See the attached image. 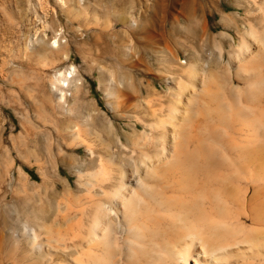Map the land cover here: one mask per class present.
I'll return each mask as SVG.
<instances>
[{
	"label": "bare ground",
	"instance_id": "6f19581e",
	"mask_svg": "<svg viewBox=\"0 0 264 264\" xmlns=\"http://www.w3.org/2000/svg\"><path fill=\"white\" fill-rule=\"evenodd\" d=\"M100 1L52 0L49 19L76 21L79 32ZM186 1L200 22H187L183 65L173 46L165 57L166 109L154 107L163 95L144 79L151 64L141 48L124 98L114 77L102 76L106 110L88 98L74 65L58 72L54 133L20 121L33 147L20 137L7 144L14 137L4 136L0 112V264H264V0ZM118 20L130 35L138 28L131 13ZM45 23L28 31L17 58H67L64 27L48 36ZM6 62L0 54V76ZM8 93L0 88L2 104ZM131 100L127 133L107 112Z\"/></svg>",
	"mask_w": 264,
	"mask_h": 264
},
{
	"label": "rangeland",
	"instance_id": "374dc122",
	"mask_svg": "<svg viewBox=\"0 0 264 264\" xmlns=\"http://www.w3.org/2000/svg\"><path fill=\"white\" fill-rule=\"evenodd\" d=\"M39 3L41 5H39ZM184 5L185 8L183 9ZM40 7L43 8L41 9ZM52 7H54L52 0H39L38 2L37 0H0V54L6 57L7 60L4 65L5 68L3 67L4 76H0V88H7L9 90L8 95L5 96L6 102L2 104L0 101V112L4 113V116L7 118L4 136H7V138L10 136L14 137V141H11L10 139L7 141V144L10 147L13 146V142L14 145L17 146L18 137L21 138L20 141H22L26 147H33V140L30 139L32 135L28 133L30 132V128H28L27 125L29 124L28 122L33 123V120V124L36 122L38 124L35 125L39 126L41 129L45 128L43 131L44 134L46 132H49V134L54 133L55 124L51 121H55L54 117L56 116L55 114H57V109H55L56 91L51 86V80L55 77L58 79L56 76L58 75V72L68 68L70 65H74L79 74H81L80 79L89 92L87 95L88 98L91 100L94 99L93 101H98L100 107L106 110V102L103 97V89H105L106 86L105 79L109 76L112 78L114 77L113 80L115 83L117 81L115 89H117L122 95V98H124L123 93L128 90V86L134 83V79L131 78L132 80L130 81L129 77L135 76L138 68H141L139 66L135 68L133 65L137 60L136 55L141 48L146 49L143 51L145 55L144 57H147L145 60L151 64V67L148 66V68H151L148 69V71H152H146L144 73V79L151 82L150 85L152 88H154L155 91L157 90L156 92L160 95H163L161 98L162 100L160 101L161 103L159 102L160 104L154 105V107L161 108L162 110L166 109L167 86L164 83V79L167 78V59L165 57L170 56L168 52L173 46L175 48H173L170 53H174L175 57H178L179 64H181L180 58L182 60L186 58L182 46H184L185 34L187 32V22L193 17L194 19H191V21H193V27L195 29L199 27L197 24L200 22V15L197 9H195L196 11H192L190 17L188 15V10H186V0H175L174 3L173 0H101L99 3L91 5L86 10L87 25L84 24L81 31L74 32L71 30V27L75 29V27L78 26L76 21H74V25L71 26L64 18L62 21L49 19L50 16L48 14L51 13ZM224 9L227 12L234 10L231 7H224ZM42 10L45 12L44 15L41 12ZM180 10L187 12V15L185 16V13ZM95 11L97 12L95 13ZM129 13L136 15L138 23V28L133 35L128 33L127 28L122 22L119 20L117 22L114 21L115 19L129 15ZM95 14L97 15V18H95ZM175 17L177 18L176 21ZM218 18L219 16H215L210 21V30L212 32L218 30V27H216V19ZM47 20L50 22L49 25L51 24L47 27L48 29H45V33H48V36L51 35L53 29L59 28V26L64 27L66 31L65 37L63 38V40H66V49L64 52L67 53V58H59L60 52L52 53L56 55H54V57L52 54H49L48 56L46 55L44 58L30 54L32 55L31 57L17 58L18 53L23 54L24 52V45L26 43L25 41L28 36V31H31L36 27L42 29ZM106 21L110 23V28L102 27L106 25ZM96 22L101 24L95 25ZM36 24L38 26H36ZM195 38L196 37L194 36V44L200 48V39L198 37L197 40H195ZM175 41L180 43H174ZM176 44L177 47L181 45L182 49L179 47L180 50L177 49L175 46ZM210 48L211 46L207 48L208 52L211 50ZM160 61L163 62L164 65ZM122 66L125 67L123 68ZM131 69L135 70L133 71ZM1 77L5 79H2ZM119 80L122 84L124 83V85H118ZM129 83L130 85H128ZM18 100L23 103V107L21 106L22 110H19L20 112L15 110V107L18 106L16 102ZM131 103L132 100L128 101L127 104H120L116 114H113L110 111L107 112L115 126L117 125L116 129L125 130L127 133H131L130 124H132L134 116L132 113V107L128 106ZM5 104L7 105L5 106ZM35 106L39 108L40 112L35 111ZM1 109H3L4 112ZM12 109L14 111H12ZM21 120H24L27 123L25 124L27 133L21 126ZM46 121V126H42L41 122L45 123ZM50 123L53 125L51 124V126ZM26 135L28 137H25ZM24 169L26 172L30 173L34 179H38L35 167L25 165ZM62 174L64 175L65 171H63Z\"/></svg>",
	"mask_w": 264,
	"mask_h": 264
}]
</instances>
